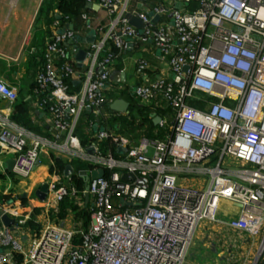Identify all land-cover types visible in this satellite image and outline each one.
<instances>
[{
  "label": "built area",
  "instance_id": "obj_1",
  "mask_svg": "<svg viewBox=\"0 0 264 264\" xmlns=\"http://www.w3.org/2000/svg\"><path fill=\"white\" fill-rule=\"evenodd\" d=\"M129 1L85 0L105 9L110 19L95 29L101 37L84 46L75 40L67 15L52 19L38 58L34 101L48 113L51 139L0 117V150L13 155L15 175L27 177L42 154L49 157L53 170L44 181V210L57 212L70 196L90 212L86 226L47 221L25 251L3 227L0 247L10 249L0 252V264L13 261L14 252L22 253L21 264H190L187 252L196 226L201 219L220 221L222 200L240 206L237 216L225 221L228 227L251 237L264 230V0H170L146 10H130ZM193 1L197 7L187 9ZM180 2L186 6H177ZM127 13L142 22L140 29ZM80 16L88 21L87 12ZM133 41L151 43L171 75L147 77L150 64L137 60L136 73L146 77L127 90L138 104L171 113L151 115H158L156 124L167 125L169 133H142L136 143L109 127L111 116L128 112L114 114L105 107L125 90L111 85V75L115 59ZM79 48L86 52L80 66ZM73 81L76 91L70 89ZM0 94L12 103L17 97L1 80ZM192 98L203 107L190 105ZM85 112L93 118L83 144L76 127ZM53 155L93 165L76 172L84 189L65 183ZM225 157L238 164L235 170L224 166ZM99 168L104 174L90 178ZM186 175L210 181L207 187L187 186L178 179ZM17 208L8 212L19 226L27 218Z\"/></svg>",
  "mask_w": 264,
  "mask_h": 264
},
{
  "label": "crops",
  "instance_id": "obj_2",
  "mask_svg": "<svg viewBox=\"0 0 264 264\" xmlns=\"http://www.w3.org/2000/svg\"><path fill=\"white\" fill-rule=\"evenodd\" d=\"M156 2L170 5V0H130L129 8L130 10H146L149 5ZM43 3L44 0H0V80L13 89L17 95L12 103L0 94V117H7L9 122L25 129L30 135L51 139L48 113L34 107L37 97L35 74L38 58L43 52L45 37L49 32L51 21L54 17H59L60 14L57 11L55 0L47 3V8L44 10H42ZM177 6L184 8L186 5L180 2L177 3ZM86 7L82 11L88 14L87 22H84L81 16L69 19L70 26L77 33L76 38L79 46L88 44L87 39L89 38L99 39L102 33L95 29L98 26H106L110 19L106 10L99 5L87 4ZM186 7L194 9L197 4L191 2ZM40 18L42 20L38 22ZM86 24H89V27ZM139 58L147 59L150 64L149 70L146 71L147 77L153 76L155 73L171 77L166 59L160 57L159 52L151 43L138 41L130 43L128 49L115 59L111 75L113 87L119 85L125 87L118 98L129 103L128 109L134 102L138 104V101L127 90V86L138 84L146 77L145 74L138 75L136 73L135 66ZM70 85L72 91L78 89V81H73ZM105 93L108 98L111 97V92ZM19 101L26 103L30 119L28 123L16 121L14 118L16 115L14 114V105ZM105 107L109 110L108 105ZM113 112L114 114L118 113L117 111ZM115 116L119 115L115 114ZM93 130L95 131L96 128ZM115 132L129 137L131 143H136L140 134H144V129L135 131L127 125L119 124L115 128ZM89 133L84 129L77 136L80 140H86V138L88 140ZM12 156V154L0 150V209L14 219L15 229L8 228L12 239L21 245L23 251L28 248L33 233L41 230L47 221L58 222L66 227H73L78 222L86 226L80 216L76 218L75 212L77 211L69 207L64 212V216H60L62 202L59 204L57 212L53 209L46 212L42 207V200L36 195V191L47 180L50 172L47 155L40 156L31 174L25 178L15 175L12 169H8L7 163ZM70 174H72V167L71 173L66 175L63 172V177H68ZM64 181L69 182L66 178ZM3 195H9L12 198L4 202ZM19 197L26 199L25 206H22ZM12 206L18 207L19 213L27 219L32 217L38 226H27V220L24 224L16 226L15 217L8 212ZM239 210L240 206L237 203L222 200L218 211L220 221L201 219L198 222L187 252V261L190 264H264V247L258 250L263 245L264 230H260L257 235L251 237L245 231L231 229L225 224V221L237 216ZM3 227L5 226L0 220V230ZM9 249V246L1 245L0 252H6ZM19 254L23 259L22 253ZM21 261L18 262L17 258L13 257V261L3 264H21Z\"/></svg>",
  "mask_w": 264,
  "mask_h": 264
},
{
  "label": "trees",
  "instance_id": "obj_3",
  "mask_svg": "<svg viewBox=\"0 0 264 264\" xmlns=\"http://www.w3.org/2000/svg\"><path fill=\"white\" fill-rule=\"evenodd\" d=\"M56 6H57V11L60 15L65 16L67 15L70 18L73 17H80L81 11L83 9H86L87 3L85 0H55ZM194 3L197 4V2L193 1ZM72 84V82H70ZM198 97H202L201 93H196ZM190 105L196 106V107H203V102L201 100H198L197 98H192L189 100ZM156 113L160 116L163 117V115H168L171 113L170 109H162V108H157L153 107V105H138L137 103H133L128 109V113L124 115H119V116H112L111 119L113 120H118L121 122V125H127L129 128L133 130L137 129H144V134L149 137H163L165 134L169 133V129L167 125L164 126H159L158 124H155L153 122V117L151 116L152 113ZM14 118L16 121L19 122H24L28 123L30 119L28 118V111L26 107V103L23 101H19L14 105ZM85 116V121L90 119L91 114L89 112L84 113ZM84 121V122H85ZM78 127V126H77ZM76 127V134L80 135L78 133V128ZM86 129V127L84 128ZM82 128V131H84ZM89 140V139H88ZM86 140H81L83 144H86ZM107 143V142H105ZM115 152V149H114ZM53 160H54V166L56 170L63 175L64 169L67 164H69L72 167V174H70L68 177H65L67 181H69V184H73L77 189L82 190L85 187L86 182L82 180L80 177L76 175V172L79 169H92L93 165L84 161H81L79 159H72V160H66L61 156H54L53 155ZM53 170V167H50V171ZM108 170L105 172V176H107ZM3 201L7 202L9 201L12 197L9 195H3ZM22 206L26 205V199L19 197ZM64 201V202H63ZM62 201L63 207L60 209V216H64V212L67 211V207L71 208L72 210H76V218L80 216L84 220V225H87L90 219V212L88 210V206H85L84 208H79L78 204L74 202L73 197H66ZM27 226H38L35 221L33 220L32 217H29L27 219ZM38 230V229H37ZM14 257L17 258L18 262L21 261L22 257L19 253L14 252L13 253Z\"/></svg>",
  "mask_w": 264,
  "mask_h": 264
},
{
  "label": "water",
  "instance_id": "obj_4",
  "mask_svg": "<svg viewBox=\"0 0 264 264\" xmlns=\"http://www.w3.org/2000/svg\"><path fill=\"white\" fill-rule=\"evenodd\" d=\"M126 16L129 18L130 23L132 25L136 26L138 29L142 27V22L137 17L132 16L130 13H127ZM156 20H157V17H154L152 19V22H155ZM75 40L77 41V38H75ZM81 41H83V39H81ZM87 41L89 42L93 41V37L87 39ZM85 55H86V52L83 48H79L78 51L76 52L75 59L77 60L79 66L81 65V62L84 60ZM108 107H109L110 112H113V111L128 112L129 103L122 98H116L110 102ZM159 120H160V117L158 115H153V122L155 124L158 123ZM13 163H14V159L10 158L7 163V167L9 170L12 169ZM64 173L66 175L71 173L70 165H66ZM103 174H104V170L102 168H99L97 170L91 171L90 178H95L96 176H102ZM121 177L123 179H127V174L123 173L121 174ZM46 192H47V185L46 183H42L39 189L36 191V195L42 200L45 197ZM122 200L123 199H121V201ZM125 204L131 206L132 202L127 201L125 202ZM0 220L2 221V224L5 227H9L11 228V230L15 229V227L13 226L14 219L7 212L2 211L1 209H0Z\"/></svg>",
  "mask_w": 264,
  "mask_h": 264
},
{
  "label": "rangeland",
  "instance_id": "obj_5",
  "mask_svg": "<svg viewBox=\"0 0 264 264\" xmlns=\"http://www.w3.org/2000/svg\"><path fill=\"white\" fill-rule=\"evenodd\" d=\"M52 0H44V3H43V7H42V10H44V9H46L47 8V3H50ZM41 20H42V18H40L39 20H38V22L40 21L41 22ZM136 103V102H135ZM90 118H93L92 116H90ZM85 116H84V114H82V116L80 117V119H79V122H78V133H80L81 134V132H82V128L84 129L85 127H86V125H87V122L89 121V119L87 118V120L85 121ZM85 121V122H84ZM109 126L110 127H112L114 130H115V128L117 127V125H119V124H121V122L120 121H118V120H113V119H109ZM117 124V125H116ZM101 128H103V124H101ZM215 155H212V157H214ZM225 165H224V163H223V165L225 166V167H228V169L229 170H235L236 168H237V166H238V164L235 162V161H231L229 158H227V157H225ZM228 164V165H227ZM178 179H179V181L181 182V183H183V184H185V185H187V186H195V187H199V186H205V187H207L208 186V184H209V181H210V179H207V178H205L204 179V181H202V182H200L199 181V179H200V177H198V176H194V175H186V176H178ZM199 181V182H198ZM206 181V184H204V182ZM66 183V182H65ZM67 184V183H66ZM68 185V184H67ZM257 239V238H256ZM263 247V245H261L260 247H259V249L258 250H260V248H262Z\"/></svg>",
  "mask_w": 264,
  "mask_h": 264
}]
</instances>
